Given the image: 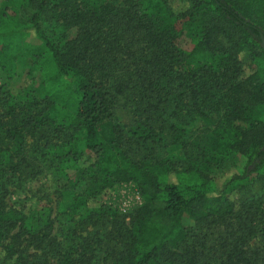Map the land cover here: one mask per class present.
Returning <instances> with one entry per match:
<instances>
[{"label":"trees","instance_id":"obj_1","mask_svg":"<svg viewBox=\"0 0 264 264\" xmlns=\"http://www.w3.org/2000/svg\"><path fill=\"white\" fill-rule=\"evenodd\" d=\"M141 1L35 0L26 26L16 9L2 10L0 65L10 50H17L7 39L30 31L53 63L49 80L54 85L43 100L27 99L0 111V181L14 180L16 173L27 170L25 143L40 135L44 141L38 148L43 156L53 157L64 178L74 176L77 184L94 179L98 190L119 183L136 185L143 202L128 226L104 205L88 206L87 195L77 199L86 209V223L110 218L106 238L119 249L110 252L109 264H202L203 254L196 246L198 231L231 217L244 227L235 236L244 243H236L221 264H255L259 252L243 245L245 235L251 237L252 227L264 217V200L238 204L228 197L243 181L264 174V130L248 141L239 128L247 140L246 165L241 174L234 173L217 186L214 178L200 171L175 170L167 158L154 164L130 162L114 136L111 119L114 95H121L126 80L135 74L136 79H148L155 85L151 89L159 93L164 90L161 82L170 83L167 93L182 94L190 102L194 121L207 119L204 106L210 98L215 99L213 107L222 106L227 123L262 130L264 120L253 117L250 106L264 105V50L259 40L264 36V0H203L174 17L151 0H146L148 13ZM200 9L235 27L244 44L222 47L212 29L188 35V26ZM45 12L52 15L46 29ZM125 34L137 36L142 46L123 51ZM39 63L36 60L31 66ZM175 80L182 86L174 85ZM177 127H172L175 139L183 132ZM136 131L141 138L152 134L147 123H138ZM237 135L236 131L231 140ZM43 222L37 213L7 207L0 195V264H50L34 251L45 252L49 244ZM58 255V264H93L92 254L81 246Z\"/></svg>","mask_w":264,"mask_h":264},{"label":"rangeland","instance_id":"obj_2","mask_svg":"<svg viewBox=\"0 0 264 264\" xmlns=\"http://www.w3.org/2000/svg\"><path fill=\"white\" fill-rule=\"evenodd\" d=\"M89 1L95 3L101 0ZM151 1L160 3L164 13L171 17L185 12L199 2L203 3V0ZM140 4L142 10L148 13L151 11L146 0H142ZM8 6L18 11L20 23L26 26L34 11L35 0H0V16ZM42 21L46 29L52 21L51 13H43ZM188 27V35L193 31L212 29L222 47H230L236 42L244 44L235 27L207 10L200 9ZM26 32L16 33L7 39L17 50H10L8 57L1 61L0 111L27 99L43 100L48 88L54 85L49 80L54 75L49 55L39 46L34 34ZM131 37V34L122 36L121 44L125 52L142 46L137 43V36L132 37L135 41ZM36 60H40L39 65L31 66ZM136 78L135 74L128 78L124 92L114 95L111 119L116 131L114 136L130 162L154 164L167 158L175 170L188 171L190 174L200 171L214 178L217 186L228 176L241 174L246 165L247 140L252 141L263 132L264 125L262 130H251L246 124L227 123L222 114V106V111L217 106L213 107L215 99L210 98L204 106L207 119L204 122L194 121L190 102H185L182 94L167 93L170 91V83L161 82L160 88L164 90L159 93L151 89L155 85L151 86L148 79H141L139 76ZM174 85L182 86L180 80H175ZM250 110L253 117L264 120V105L250 106ZM138 123L151 126L152 134L144 135V138L149 135L148 138L139 137L136 131ZM173 126H178L183 131L179 139L174 137ZM239 128L245 133L247 140L241 137ZM226 131H229V135ZM236 131L237 139L231 140L230 136ZM34 136L37 137L28 138L25 143L23 155L27 161V170L16 173L14 180L0 181V195H3L6 206L25 214L37 213L41 221L44 220L42 225L46 226L44 231L49 244L46 243L45 252L34 250L38 258L47 257L50 264H58V254L69 247L81 246L92 254L93 264H109L108 255L119 249L106 238L110 218L105 217L94 225L86 223V209L77 199L87 195L88 206L104 205L107 210L116 213L118 221L128 226L134 212L143 202L136 185L132 182L119 183L113 188L98 190L94 179H86L83 184H77L74 176L66 179L58 173V163L53 157L43 156L38 148L37 144L44 141L42 136ZM227 142L232 146H227ZM92 162L93 158L90 156L89 163ZM94 174L99 177L98 173ZM228 198L238 204L248 200H264V174L260 173L243 181L242 186L229 192ZM263 218L252 227L254 233L251 237L247 239L248 235H245L243 245V249L259 252L255 264H264ZM27 219L32 223L31 217ZM243 229L239 220L233 217L221 225L202 227L196 237V246L203 254L200 263L221 264L236 243H244L243 240L235 239ZM42 247H45L44 244Z\"/></svg>","mask_w":264,"mask_h":264},{"label":"water","instance_id":"obj_3","mask_svg":"<svg viewBox=\"0 0 264 264\" xmlns=\"http://www.w3.org/2000/svg\"><path fill=\"white\" fill-rule=\"evenodd\" d=\"M259 40H260V47L264 50V36L260 35Z\"/></svg>","mask_w":264,"mask_h":264}]
</instances>
